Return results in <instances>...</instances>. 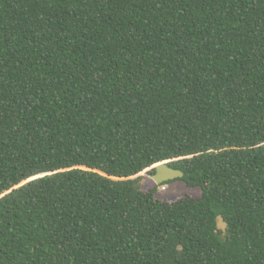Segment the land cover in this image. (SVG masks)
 <instances>
[{
	"label": "trees",
	"instance_id": "1",
	"mask_svg": "<svg viewBox=\"0 0 264 264\" xmlns=\"http://www.w3.org/2000/svg\"><path fill=\"white\" fill-rule=\"evenodd\" d=\"M0 264H264V0H0Z\"/></svg>",
	"mask_w": 264,
	"mask_h": 264
},
{
	"label": "rangeland",
	"instance_id": "2",
	"mask_svg": "<svg viewBox=\"0 0 264 264\" xmlns=\"http://www.w3.org/2000/svg\"><path fill=\"white\" fill-rule=\"evenodd\" d=\"M180 173L171 171L165 165L156 167V175L149 177L145 176L143 181V189H156V197L162 201L172 202L178 198L190 196L199 198L202 195V190L199 188L190 189L185 184L180 182L178 178ZM218 229L222 232L225 229V224L220 218L217 220Z\"/></svg>",
	"mask_w": 264,
	"mask_h": 264
}]
</instances>
